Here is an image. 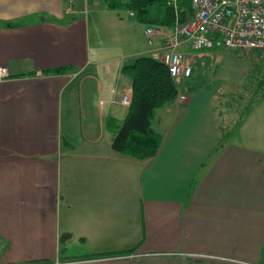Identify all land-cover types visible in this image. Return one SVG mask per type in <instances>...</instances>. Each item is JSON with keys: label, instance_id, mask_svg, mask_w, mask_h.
<instances>
[{"label": "crops", "instance_id": "obj_1", "mask_svg": "<svg viewBox=\"0 0 264 264\" xmlns=\"http://www.w3.org/2000/svg\"><path fill=\"white\" fill-rule=\"evenodd\" d=\"M131 2L122 14L95 8L110 34L101 47L88 41L86 0H0V67L10 72L0 81V264H264V136L245 147L248 108L218 103L251 87L264 97V81L242 82L250 68L239 50L182 45L189 93L179 87L155 111L156 155L117 152L130 110L121 98H132L125 68L161 61L172 28L160 23L167 0L147 9L143 30L123 17L137 20ZM147 27L164 33L149 44ZM228 123L246 142L224 139Z\"/></svg>", "mask_w": 264, "mask_h": 264}, {"label": "built area", "instance_id": "obj_2", "mask_svg": "<svg viewBox=\"0 0 264 264\" xmlns=\"http://www.w3.org/2000/svg\"><path fill=\"white\" fill-rule=\"evenodd\" d=\"M183 1L167 0L175 13V22L167 34V49L161 61L174 81L192 74L185 54L178 51L182 45L186 44L194 51L228 49L249 55L264 51V0H190L191 13L182 18ZM129 15L135 17L132 11ZM161 32L154 27L144 30L149 44H153V37ZM9 77V69L0 67V81ZM121 103L129 106V95H123Z\"/></svg>", "mask_w": 264, "mask_h": 264}, {"label": "trees", "instance_id": "obj_3", "mask_svg": "<svg viewBox=\"0 0 264 264\" xmlns=\"http://www.w3.org/2000/svg\"><path fill=\"white\" fill-rule=\"evenodd\" d=\"M164 1L132 0L128 6L136 11L137 20L144 22L147 19V9L155 2ZM110 5L115 7L113 3ZM191 9V1L184 0L181 4V17L190 15ZM167 10V19L160 23L173 27L175 13L169 5ZM125 70L132 80L130 110L113 138L112 147L121 154L144 160L155 156L161 144V136L153 127L155 111L175 101L179 89L168 67L152 57L137 58Z\"/></svg>", "mask_w": 264, "mask_h": 264}, {"label": "rangeland", "instance_id": "obj_4", "mask_svg": "<svg viewBox=\"0 0 264 264\" xmlns=\"http://www.w3.org/2000/svg\"><path fill=\"white\" fill-rule=\"evenodd\" d=\"M122 1L123 0H86L87 11L85 13V18L87 19V17H88L90 19L89 20V30H88L89 31L88 41L90 38L91 46L101 45V47H103V43L109 39V36L107 37V34L110 35L109 32L104 29V24H102L100 27L97 25L98 21H96V19H95V17H96L95 12H93L95 10V8H108L106 4L114 3L116 11L118 13L121 12V14H122V12L128 11L127 7H125L122 4ZM123 17L128 19V20L136 22L135 24H137L141 28V30H143L145 25H146L145 22H138L137 20L130 19L126 16H123ZM133 26H136V25L133 24ZM139 38H140V35L138 36V40H139V42H142V39H139ZM144 43H145V45H147V43H148L147 40L145 39V37H144ZM88 45H89V43H88ZM233 51H238V50H233ZM236 54L237 55H234V56H235V58H237L241 62L240 65L242 67L247 66L250 68L249 74H247V76H245L244 79H242L243 83L249 84V88H250L251 87L250 84L252 86H254V84L255 85L258 84V81H264V51L257 53L255 55L244 54L240 51H238ZM123 55L124 54L122 52H119L120 57H123ZM120 57H119V59H120ZM109 64L112 65V62H109ZM113 65H116V62L113 63ZM206 74L208 75L207 71H206ZM207 78L202 77V79L200 78V80L203 83H205L206 81H208ZM175 83H176L178 89L180 87V89L182 91H184L183 93H185V94L189 93V90H188L189 83L183 82L182 79L175 81ZM197 83H199V82H197ZM252 90H254L253 87H251V89L247 90V92L243 93V94H245V97L242 98L243 100L240 99L239 96L237 95V97L240 100H238V98L237 99L231 98V100L225 99L224 101L220 100L218 102V103H224V109L229 113L232 112L233 110H236L237 107L241 106V105L243 106V109L248 108V110L245 111L246 113H245L244 119H250L252 117V118H254L255 122L253 123V120H252L250 123L247 124V126H244L246 128H243L241 130V132H245V134H249L250 135L249 139H251L250 142H248L245 145V147H247V146H249V147L254 146L255 147L258 142L261 143L263 136H264V119H263L264 118V100L259 101L261 99H264V97H261V93H262L261 90H259V91L257 90L258 94H256V95L252 94V92H253ZM245 91H246V88H245ZM250 94L252 95V97H249ZM178 95H179V90H178ZM239 108L241 110H243L241 107H239ZM226 116H230V114H227ZM228 124H229V126L221 131V132H223L222 133L223 135L225 134L224 139L228 140V137H231L233 135V137H235V139H237L239 142H241V143L246 142L243 139V137L238 136L241 133L238 134V130L236 129L237 127L234 126L235 124L234 123H228ZM153 125H154L155 129H157V130L159 129L157 126L156 120L153 122ZM246 138H248V135ZM224 139H223V142L221 143V146L224 144ZM228 141H232V138ZM64 260L65 259H63V258H59V260H57L56 262L51 263V264H58V263L63 264Z\"/></svg>", "mask_w": 264, "mask_h": 264}, {"label": "water", "instance_id": "obj_5", "mask_svg": "<svg viewBox=\"0 0 264 264\" xmlns=\"http://www.w3.org/2000/svg\"><path fill=\"white\" fill-rule=\"evenodd\" d=\"M67 234H65L63 237H62V241H64L65 237H66Z\"/></svg>", "mask_w": 264, "mask_h": 264}]
</instances>
